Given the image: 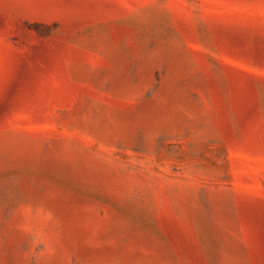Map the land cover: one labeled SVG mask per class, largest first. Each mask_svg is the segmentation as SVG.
Listing matches in <instances>:
<instances>
[{"label": "rangeland", "instance_id": "obj_1", "mask_svg": "<svg viewBox=\"0 0 264 264\" xmlns=\"http://www.w3.org/2000/svg\"><path fill=\"white\" fill-rule=\"evenodd\" d=\"M0 264H264V0H0Z\"/></svg>", "mask_w": 264, "mask_h": 264}]
</instances>
